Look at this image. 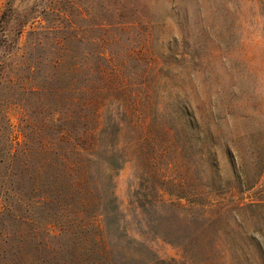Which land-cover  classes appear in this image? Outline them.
Here are the masks:
<instances>
[{
	"label": "rangeland",
	"instance_id": "374dc122",
	"mask_svg": "<svg viewBox=\"0 0 264 264\" xmlns=\"http://www.w3.org/2000/svg\"><path fill=\"white\" fill-rule=\"evenodd\" d=\"M111 57L142 98L153 166L129 157L116 173L128 232L106 234L109 264H264V177L204 187L214 138L234 141L249 175L264 152V0H0V264H81L63 258L69 239L44 246L46 230L25 226L24 202L63 180L72 100ZM107 101L101 121L122 112Z\"/></svg>",
	"mask_w": 264,
	"mask_h": 264
},
{
	"label": "trees",
	"instance_id": "16d2710c",
	"mask_svg": "<svg viewBox=\"0 0 264 264\" xmlns=\"http://www.w3.org/2000/svg\"><path fill=\"white\" fill-rule=\"evenodd\" d=\"M108 64V67L98 69L99 82H86L78 89L80 99L72 100L78 112L71 111L69 115V131L63 138L68 149L66 154L55 153L62 163L63 180L56 177L46 190L42 184L34 185L35 197L24 202L27 214L22 217V222L25 226H34V232L40 228L46 230L49 237L45 238L44 246L55 238L69 239L62 249L68 251L69 258L64 255V260L69 259L71 263L109 264L111 251L108 250L106 234L124 230L127 237L128 232L126 216L121 215V205L114 196L116 173L121 171L129 157H138L142 166L143 163L146 167L153 166L145 150L150 139L145 135L142 98L125 81L122 63L114 62L111 57ZM207 84V98H211L212 93L220 98V90L214 88L216 86L209 78ZM189 95V98H199L196 89ZM109 99L111 102L121 100L119 107L122 112L108 110L105 120L101 121V107ZM188 117L183 123L187 131L185 146L191 143L189 137L195 123L193 114H188ZM214 139L216 143H212L211 148H215L206 152L207 160L211 162L209 175L212 183L204 187L212 192L233 185L239 191H249L258 186L264 177V152H257L254 172L249 175L234 155V141L226 134L220 140ZM188 148L192 149V146ZM201 155L200 159L204 153ZM198 165L199 162L195 161L183 166L186 172L185 180L181 181L183 186L189 185V173ZM203 192L201 190L198 195ZM43 217V221L46 220L41 222ZM68 245L71 248L67 250Z\"/></svg>",
	"mask_w": 264,
	"mask_h": 264
}]
</instances>
